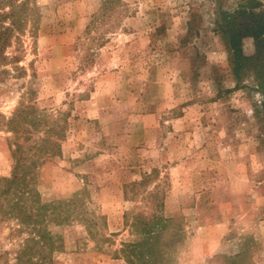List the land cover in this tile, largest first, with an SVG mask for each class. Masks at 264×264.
Wrapping results in <instances>:
<instances>
[{
    "label": "rangeland",
    "instance_id": "rangeland-1",
    "mask_svg": "<svg viewBox=\"0 0 264 264\" xmlns=\"http://www.w3.org/2000/svg\"><path fill=\"white\" fill-rule=\"evenodd\" d=\"M242 2L0 0V264H264Z\"/></svg>",
    "mask_w": 264,
    "mask_h": 264
},
{
    "label": "trees",
    "instance_id": "trees-1",
    "mask_svg": "<svg viewBox=\"0 0 264 264\" xmlns=\"http://www.w3.org/2000/svg\"><path fill=\"white\" fill-rule=\"evenodd\" d=\"M219 26L229 35L231 45L235 49L242 46L245 37L253 38L255 53L251 56L241 57L245 60H251L254 64V69L257 73H260L264 69V10L261 9V3L256 0H243L235 11L223 12ZM140 184L142 182L136 185ZM167 222L166 219H162V223H157L155 226L156 230L150 232L149 238L151 237L150 239H152L154 237L151 236L152 234L155 236L162 234L167 227ZM141 223L144 224L143 222ZM141 244L142 242L127 245L124 251L127 252V249H130L131 252L139 251L142 247ZM137 253L133 255H137ZM130 262L134 264V259L133 261L130 259Z\"/></svg>",
    "mask_w": 264,
    "mask_h": 264
}]
</instances>
